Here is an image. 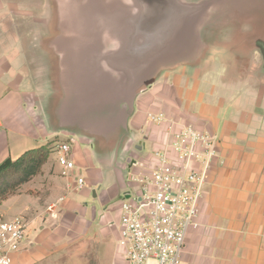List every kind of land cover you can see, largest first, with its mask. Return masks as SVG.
I'll list each match as a JSON object with an SVG mask.
<instances>
[{
	"label": "crops",
	"instance_id": "crops-1",
	"mask_svg": "<svg viewBox=\"0 0 264 264\" xmlns=\"http://www.w3.org/2000/svg\"><path fill=\"white\" fill-rule=\"evenodd\" d=\"M50 10L45 0H0V163L50 147L40 172L0 201L4 218L27 223L14 261L70 264L96 236L113 234L117 243L120 200L137 188L131 175L157 163L153 151L167 136L166 123H149L147 113L164 112L216 138L198 225L187 231L179 264H264V77L231 69L215 40L189 61L161 66L125 118L85 127L64 106L65 80L75 51L90 44H77L79 32L65 25L55 33ZM67 141L76 169L62 175L55 148Z\"/></svg>",
	"mask_w": 264,
	"mask_h": 264
},
{
	"label": "built area",
	"instance_id": "built-area-1",
	"mask_svg": "<svg viewBox=\"0 0 264 264\" xmlns=\"http://www.w3.org/2000/svg\"><path fill=\"white\" fill-rule=\"evenodd\" d=\"M147 121L166 123L167 136L153 151L157 163L131 175L137 188L120 200L117 247L125 264H179L187 231L198 225V202L217 153L216 138L164 112L147 113ZM71 142L55 148L62 175L76 169L69 157ZM75 184L81 187L84 179L76 175ZM56 206L52 203L48 210ZM26 234L23 218L5 219L0 214V264H20L13 254L21 249Z\"/></svg>",
	"mask_w": 264,
	"mask_h": 264
},
{
	"label": "water",
	"instance_id": "water-1",
	"mask_svg": "<svg viewBox=\"0 0 264 264\" xmlns=\"http://www.w3.org/2000/svg\"><path fill=\"white\" fill-rule=\"evenodd\" d=\"M175 6H179V3L167 0V9L154 5L153 8L158 9H154L153 15L143 14L130 18L123 25L121 50L115 41L112 42V57L107 58L106 55L107 59L101 63L86 60L90 56V49L75 51L74 60L68 67L72 72L65 80L68 97L64 101V106L73 111L69 116L72 121H81L85 127L92 128L119 120L121 115L125 118L137 90L147 85L161 66L169 62L189 61L199 52L202 47L201 28L207 18L204 17V22L198 21L200 17L191 13L195 3L181 7L186 12L175 17ZM109 15L111 13L108 11V25L114 28L115 23H110ZM168 19L171 20L169 23L172 28L166 31ZM178 24L181 36L180 33H172L173 29L177 31ZM107 52H110L109 48Z\"/></svg>",
	"mask_w": 264,
	"mask_h": 264
},
{
	"label": "flooded vegetation",
	"instance_id": "flooded-vegetation-1",
	"mask_svg": "<svg viewBox=\"0 0 264 264\" xmlns=\"http://www.w3.org/2000/svg\"><path fill=\"white\" fill-rule=\"evenodd\" d=\"M45 1L47 2V6L49 7V9H51L50 12H52L53 15L51 20L53 31L55 33L59 32L58 30L61 29V26L63 25H65L67 30H72V32L74 33L77 30L79 32V35H74L75 38H73V40L76 41L77 44H82L83 41H88L87 44H90V48H88L90 49V61L92 63H101L104 59L112 57L113 53L111 52L113 51L110 47L113 45L112 42L114 41L117 48L119 47V50H121V35L123 31V25H125V23L129 21L130 18H135V16L143 14L151 15L155 11L154 9L158 8L167 9V0ZM174 1H176V3H179V6H175V8L173 9V11H175L174 16L177 14V16L183 15V13H185L186 11L184 12V9H182L181 7L187 5V0ZM235 1L238 0H196L195 9L191 13H196L195 16L200 17L198 21L203 20V22L204 17L208 18L211 15L213 16V14L209 13L210 11H217L219 9H221L220 11H223L222 8L224 7H229L232 12H238L239 14L245 15L247 10L246 7L245 9L240 8V6L242 5L236 3ZM257 1L258 0H256L255 2ZM154 5L158 8H153ZM148 6H151L152 8H147ZM108 11L111 13V15L108 16L110 23H115L114 28H112L111 25H108ZM188 15H190V13ZM195 16H193L192 18H194ZM169 21L171 20L168 19L167 22L169 23ZM170 27L172 28L170 23L166 24L165 30L168 31ZM176 27H178L177 31L173 29L172 33H180L181 36L182 31L180 25L178 24ZM214 28L212 27V29L210 28L209 30L212 31ZM113 30L115 31V33L113 32ZM106 32L108 35H106ZM108 48L110 52H107Z\"/></svg>",
	"mask_w": 264,
	"mask_h": 264
},
{
	"label": "rangeland",
	"instance_id": "rangeland-1",
	"mask_svg": "<svg viewBox=\"0 0 264 264\" xmlns=\"http://www.w3.org/2000/svg\"><path fill=\"white\" fill-rule=\"evenodd\" d=\"M255 1H235L242 5L240 8L245 9L246 7L247 14L245 15L232 12L229 7L222 8L223 11H220L221 9L210 11L209 13L213 16L205 20L200 34L202 47L209 43L214 45L213 42L216 40L225 50L221 49L218 51L219 54L226 53L228 59L230 58L228 64L230 68L245 77L251 73L252 79L264 77V0ZM186 2L192 5L196 0ZM212 27H215L213 30L217 33L210 35L208 32ZM238 30L242 32H237ZM245 30H249V33H244ZM212 49L216 48L212 46L210 50ZM119 260L116 239L113 234H110L105 238L101 236L92 238L80 252L72 255L70 264H120Z\"/></svg>",
	"mask_w": 264,
	"mask_h": 264
},
{
	"label": "trees",
	"instance_id": "trees-1",
	"mask_svg": "<svg viewBox=\"0 0 264 264\" xmlns=\"http://www.w3.org/2000/svg\"><path fill=\"white\" fill-rule=\"evenodd\" d=\"M49 152L50 147L42 145L25 151L15 160L6 159L0 163V201L38 174Z\"/></svg>",
	"mask_w": 264,
	"mask_h": 264
}]
</instances>
